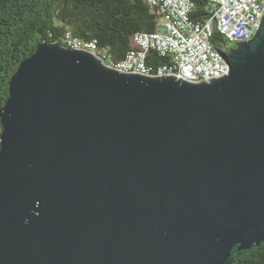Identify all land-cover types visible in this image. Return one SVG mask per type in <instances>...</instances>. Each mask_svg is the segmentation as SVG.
I'll return each mask as SVG.
<instances>
[{"label": "water", "instance_id": "obj_1", "mask_svg": "<svg viewBox=\"0 0 264 264\" xmlns=\"http://www.w3.org/2000/svg\"><path fill=\"white\" fill-rule=\"evenodd\" d=\"M220 51L229 71L194 83L39 43L0 109V264H232L264 242V16Z\"/></svg>", "mask_w": 264, "mask_h": 264}, {"label": "trees", "instance_id": "obj_2", "mask_svg": "<svg viewBox=\"0 0 264 264\" xmlns=\"http://www.w3.org/2000/svg\"><path fill=\"white\" fill-rule=\"evenodd\" d=\"M194 1L193 17L205 19V0ZM161 18L160 10L147 0H0V109L10 95L12 75L39 43L67 46L66 33L71 31L106 49L107 58L121 60L132 48L133 34L157 31ZM214 40L217 46L225 42L218 33ZM148 63L165 65L169 59L150 51ZM1 123L0 118V149ZM232 264H264V242L241 250Z\"/></svg>", "mask_w": 264, "mask_h": 264}, {"label": "built area", "instance_id": "obj_3", "mask_svg": "<svg viewBox=\"0 0 264 264\" xmlns=\"http://www.w3.org/2000/svg\"><path fill=\"white\" fill-rule=\"evenodd\" d=\"M158 8L162 18L155 32H137L132 48L123 59L107 58L106 49L92 40L81 39L71 31L66 33L69 48L87 49L120 72H134L148 76L177 77L197 83L224 76L229 71L224 54L226 45L251 40L264 16V0H205L207 17L194 18V0H147ZM224 43H213L216 34ZM169 59L165 65H150L149 52Z\"/></svg>", "mask_w": 264, "mask_h": 264}, {"label": "flooded vegetation", "instance_id": "obj_4", "mask_svg": "<svg viewBox=\"0 0 264 264\" xmlns=\"http://www.w3.org/2000/svg\"><path fill=\"white\" fill-rule=\"evenodd\" d=\"M233 46H235V47H236L237 45H235V44H234V45H231V44H230V45H228V44H227V45H226V48H225V50H224V51H227V50H228V48H230V47H233Z\"/></svg>", "mask_w": 264, "mask_h": 264}, {"label": "rangeland", "instance_id": "obj_5", "mask_svg": "<svg viewBox=\"0 0 264 264\" xmlns=\"http://www.w3.org/2000/svg\"><path fill=\"white\" fill-rule=\"evenodd\" d=\"M230 45V44H229Z\"/></svg>", "mask_w": 264, "mask_h": 264}]
</instances>
